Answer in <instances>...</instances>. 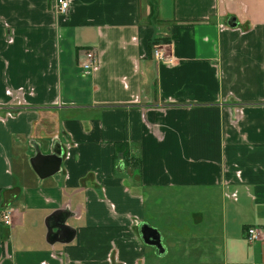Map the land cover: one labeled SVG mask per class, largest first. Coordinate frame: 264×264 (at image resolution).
<instances>
[{
	"label": "crops",
	"instance_id": "0c3cea01",
	"mask_svg": "<svg viewBox=\"0 0 264 264\" xmlns=\"http://www.w3.org/2000/svg\"><path fill=\"white\" fill-rule=\"evenodd\" d=\"M56 1L0 0V264H264V0Z\"/></svg>",
	"mask_w": 264,
	"mask_h": 264
},
{
	"label": "water",
	"instance_id": "95a60500",
	"mask_svg": "<svg viewBox=\"0 0 264 264\" xmlns=\"http://www.w3.org/2000/svg\"><path fill=\"white\" fill-rule=\"evenodd\" d=\"M42 159L43 158L37 159L33 165L35 171L40 177L43 178L50 176L60 168V158L52 156L48 159H43V161H46V164H42V162H40ZM68 217L69 214L67 212H57L47 220L46 226L48 228V243H70L73 241L75 237V231L72 228L66 226ZM142 237L147 245L157 248L160 254L164 253L162 238L158 230L145 225L142 229Z\"/></svg>",
	"mask_w": 264,
	"mask_h": 264
},
{
	"label": "built area",
	"instance_id": "2783aa9c",
	"mask_svg": "<svg viewBox=\"0 0 264 264\" xmlns=\"http://www.w3.org/2000/svg\"><path fill=\"white\" fill-rule=\"evenodd\" d=\"M57 5L59 7V11L62 14H66L70 4L69 1L67 0H57ZM154 55L156 57L157 60L162 61V62H169L171 63L172 60L171 59H167V57L160 52L159 50H156L154 52ZM80 64L81 67L85 73V75H89L92 72H94L97 69V64H98V58L97 55L93 52V51H89V52H85L84 55L82 56V58L80 57ZM6 220V224L10 225L11 221H10V214H6V216L4 217ZM249 240L250 241H255L258 239V233L255 229L253 230H249Z\"/></svg>",
	"mask_w": 264,
	"mask_h": 264
},
{
	"label": "trees",
	"instance_id": "16d2710c",
	"mask_svg": "<svg viewBox=\"0 0 264 264\" xmlns=\"http://www.w3.org/2000/svg\"><path fill=\"white\" fill-rule=\"evenodd\" d=\"M157 43H159V41L155 42V44H157ZM153 44H154V43H153ZM153 44H151V45H153Z\"/></svg>",
	"mask_w": 264,
	"mask_h": 264
}]
</instances>
